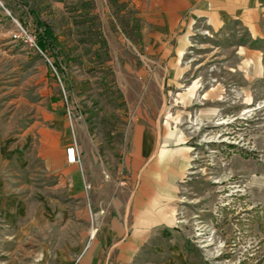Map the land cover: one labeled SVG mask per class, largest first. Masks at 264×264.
I'll return each mask as SVG.
<instances>
[{"label":"rangeland","instance_id":"374dc122","mask_svg":"<svg viewBox=\"0 0 264 264\" xmlns=\"http://www.w3.org/2000/svg\"><path fill=\"white\" fill-rule=\"evenodd\" d=\"M0 1L2 191L58 194L76 221L59 147L76 143L85 193L119 191L136 172L134 131L157 129L188 159L180 251L147 246L128 264H264V21L253 33L237 20L213 28L196 4L176 12L175 0ZM12 18L39 50L10 38ZM41 23L52 33L44 48ZM33 258L19 252L16 264L42 263Z\"/></svg>","mask_w":264,"mask_h":264},{"label":"crops","instance_id":"0c3cea01","mask_svg":"<svg viewBox=\"0 0 264 264\" xmlns=\"http://www.w3.org/2000/svg\"><path fill=\"white\" fill-rule=\"evenodd\" d=\"M175 4L176 12L196 4L195 13L205 16L213 28L237 20L253 33L257 23L264 21V0H175ZM158 132L134 131L129 164L136 172L132 186L122 180L119 191L105 183L85 193L81 174L61 155L65 143L59 147L53 158L62 196L67 192L65 171L72 173L68 191L76 221L68 219L71 212L60 202V195L35 199L33 191H26L23 199L19 191H2L0 183V264H16L19 252L26 258L36 255L41 264L51 259L53 264H128L147 246L160 248L163 243H173L170 251L179 252L175 246L181 226L176 216L177 184L188 159L186 152L169 149L168 140L160 143ZM74 224L75 235L67 240V229Z\"/></svg>","mask_w":264,"mask_h":264},{"label":"built area","instance_id":"2783aa9c","mask_svg":"<svg viewBox=\"0 0 264 264\" xmlns=\"http://www.w3.org/2000/svg\"><path fill=\"white\" fill-rule=\"evenodd\" d=\"M0 8L3 9L9 15V13L3 7L1 1H0ZM12 23H13V29L10 33V38L14 42H18L32 49L39 50L37 43H36L35 34L31 30H29L27 27L23 26L22 24H20L17 20L13 18H12ZM64 159H65L66 164L68 165L78 164L79 151H78V147L75 142H71L69 145L65 147Z\"/></svg>","mask_w":264,"mask_h":264},{"label":"trees","instance_id":"16d2710c","mask_svg":"<svg viewBox=\"0 0 264 264\" xmlns=\"http://www.w3.org/2000/svg\"><path fill=\"white\" fill-rule=\"evenodd\" d=\"M40 27L42 29V35H41V37H39L40 39H39L38 43L40 44L41 47L44 48L45 44H47L48 42L50 43L51 38H52V33H51L48 25L41 23Z\"/></svg>","mask_w":264,"mask_h":264}]
</instances>
